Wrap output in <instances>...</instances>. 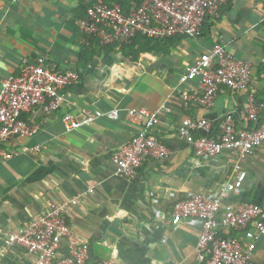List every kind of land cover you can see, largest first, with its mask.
<instances>
[{"label":"crops","instance_id":"crops-1","mask_svg":"<svg viewBox=\"0 0 264 264\" xmlns=\"http://www.w3.org/2000/svg\"><path fill=\"white\" fill-rule=\"evenodd\" d=\"M95 0H0V82L19 74L24 62L74 68L77 81L63 91L68 103L56 112L34 109L23 114L37 126L31 138L13 139L12 158L0 163V264H30L5 233L39 214L50 201L77 197L69 223L89 245V259L112 264H198L199 221L166 220L172 204L192 192L213 195L228 181L234 190L225 202L264 205V143L234 170L229 152L201 158L189 139L177 132L183 117H203L217 128L226 114L237 126L264 120V0H227L216 17L206 19L197 37L177 36L165 51L94 44L77 20ZM106 1V0H104ZM215 45L250 65L245 87L223 88L208 108L180 97L194 81H181L185 67ZM123 48V49H122ZM170 111L159 116L154 137L168 153L147 158L128 180L114 174L113 152L137 131L127 109ZM118 109V117L101 116L88 126L66 129L63 112L80 117L84 109ZM254 109V119H249ZM33 146L38 151H31ZM163 239H165L163 241ZM66 251L61 244L60 254ZM247 264H264V236L254 242Z\"/></svg>","mask_w":264,"mask_h":264},{"label":"built area","instance_id":"built-area-1","mask_svg":"<svg viewBox=\"0 0 264 264\" xmlns=\"http://www.w3.org/2000/svg\"><path fill=\"white\" fill-rule=\"evenodd\" d=\"M226 1L128 0L124 6L95 0L86 7L77 25L88 37L97 38L99 45L120 46L136 38L197 37L204 21L216 17ZM249 75V63L223 46L215 45L185 67L180 80L195 84L182 89L180 97L185 103L189 101L208 108L223 88L237 91L245 87ZM77 79L78 72L74 68L24 62L18 75L1 80L0 163L19 151L28 150L15 149L11 145L13 139L31 138L37 131V126L25 120L23 114L34 109L50 114L67 105L63 91ZM169 111L166 103L155 110L127 109L129 121L138 127L131 140L112 154L116 176L130 180L144 160L161 158L168 153L167 147L152 131L159 116ZM249 111V119H254V109ZM118 114L115 108L106 112L84 109L79 118L63 112L61 121L69 130L88 126L101 116L117 118ZM176 130L189 139L198 157L214 158L229 152L234 159V170H239L241 162L264 143V120L257 127H240L231 114H226L217 128L203 117H183ZM29 150L38 151L39 147ZM233 190L234 185L225 181L219 184L215 194L192 192L175 201L168 211L166 220L171 224L188 218L199 221L201 228L195 255L198 264H247L254 242L264 236V205L249 201L226 203L227 193ZM77 203V197L50 201L35 217L5 233L7 245L21 247L30 256V264H112L110 260L91 261L88 243L80 240L71 228L69 217ZM62 243L66 251L60 254Z\"/></svg>","mask_w":264,"mask_h":264},{"label":"trees","instance_id":"trees-1","mask_svg":"<svg viewBox=\"0 0 264 264\" xmlns=\"http://www.w3.org/2000/svg\"><path fill=\"white\" fill-rule=\"evenodd\" d=\"M106 2L109 4L113 2H117L125 6L127 5L128 0H106ZM177 39H178L177 36H171V37H166V38H142V39L136 38L134 40V43L132 42V44L127 45V47L130 49L137 48L139 52H149L151 50L165 51L167 50V48L170 49L171 47H173L176 44ZM93 43L94 44L92 45V47L98 44V39L95 38ZM114 46H116V44L102 46L101 48L113 49ZM124 47L126 46L124 45ZM254 123H255V127H257L260 122L254 120ZM246 127L251 128L253 126L251 123H248Z\"/></svg>","mask_w":264,"mask_h":264}]
</instances>
